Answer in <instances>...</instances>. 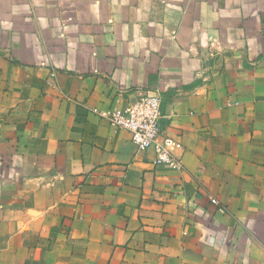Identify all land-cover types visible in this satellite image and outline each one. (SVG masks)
Wrapping results in <instances>:
<instances>
[{
	"label": "crops",
	"instance_id": "obj_1",
	"mask_svg": "<svg viewBox=\"0 0 264 264\" xmlns=\"http://www.w3.org/2000/svg\"><path fill=\"white\" fill-rule=\"evenodd\" d=\"M0 264H264V0H0Z\"/></svg>",
	"mask_w": 264,
	"mask_h": 264
},
{
	"label": "built area",
	"instance_id": "obj_2",
	"mask_svg": "<svg viewBox=\"0 0 264 264\" xmlns=\"http://www.w3.org/2000/svg\"><path fill=\"white\" fill-rule=\"evenodd\" d=\"M51 77L55 78V73ZM162 105L159 90L140 91L137 99L124 108L93 109L92 113L112 128L129 132L139 151H152L155 167L183 172V162L173 154L176 141L162 134ZM212 203L217 205L218 201L212 199Z\"/></svg>",
	"mask_w": 264,
	"mask_h": 264
}]
</instances>
